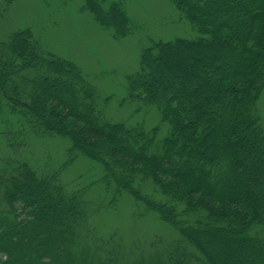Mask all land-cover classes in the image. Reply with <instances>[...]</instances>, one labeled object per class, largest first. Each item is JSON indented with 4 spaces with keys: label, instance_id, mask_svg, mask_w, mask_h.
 I'll use <instances>...</instances> for the list:
<instances>
[{
    "label": "trees",
    "instance_id": "16d2710c",
    "mask_svg": "<svg viewBox=\"0 0 264 264\" xmlns=\"http://www.w3.org/2000/svg\"><path fill=\"white\" fill-rule=\"evenodd\" d=\"M171 3L199 37L155 41L128 79L129 98L155 106L169 127L162 140L160 126L109 119L111 98L31 27L0 40V114L10 115L15 156L0 169V264H113L84 245L97 204L62 181L79 157L103 167L108 192L129 194L178 232L159 264H264V0ZM80 7L115 39L138 29L119 1ZM51 137L70 143L54 171L23 153Z\"/></svg>",
    "mask_w": 264,
    "mask_h": 264
},
{
    "label": "rangeland",
    "instance_id": "374dc122",
    "mask_svg": "<svg viewBox=\"0 0 264 264\" xmlns=\"http://www.w3.org/2000/svg\"><path fill=\"white\" fill-rule=\"evenodd\" d=\"M0 0V40L17 29L31 27L49 52L78 64L87 79L96 86L102 103L112 121L142 125L147 129L160 126L159 139L169 133L161 123L155 106L129 98L128 79L139 69L142 51L158 40L177 37L195 39L197 30L174 8L171 0H116L138 26L125 38L115 39L87 11L81 10L83 0H14L10 5ZM264 126V92L259 101ZM10 121L8 113L0 114V169L5 159H14L4 132ZM23 153L32 155L36 167L50 166L51 171L67 160L68 140L61 137L36 139ZM103 167L88 158L79 157L62 173L69 189L88 190L98 211L85 230L84 245L97 262L109 259L113 264H159L164 252L179 238L178 232L163 223L155 212L147 211L143 203L129 194L108 192L102 183ZM221 246L216 252L223 251ZM159 256V257H157Z\"/></svg>",
    "mask_w": 264,
    "mask_h": 264
}]
</instances>
